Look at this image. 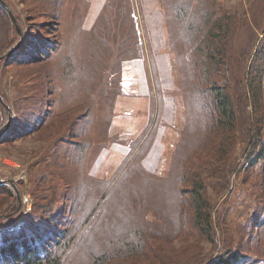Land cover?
I'll use <instances>...</instances> for the list:
<instances>
[{
	"label": "trees",
	"instance_id": "obj_1",
	"mask_svg": "<svg viewBox=\"0 0 264 264\" xmlns=\"http://www.w3.org/2000/svg\"><path fill=\"white\" fill-rule=\"evenodd\" d=\"M37 4L55 20L53 31L59 33L56 28L64 24L68 0ZM165 4L166 19L178 27L176 35L169 31V38L177 53L186 115L171 171L166 177H151L143 164L158 134L157 116L153 128L131 142L109 178L93 174L92 168L102 151L118 140L110 129L121 94L122 62L141 55L133 1L106 0L90 29L82 23L86 11L73 22L77 26L66 35L62 49L63 36L55 44L19 15L18 26L0 4V56L8 53L0 65L11 60L28 66L42 57L52 66L42 73L44 85L34 95L38 100L20 93L18 119L10 124L12 105L0 88V145L44 128L48 136L41 139L48 145L36 165L42 170L38 180L46 184L44 192H51L37 195L20 224L17 205L11 204L13 187L0 184V264H129L132 258H155L157 239L171 245L177 238L171 234L181 233L211 243V256L194 264H264V0H248L250 15L245 5L229 9L223 0ZM28 11L27 18L34 16L33 7ZM99 31L109 32L105 38L118 43L114 50L108 48L114 64L112 81L105 86L96 76L108 55L93 37ZM57 87L62 88L58 96ZM155 107L154 101L153 111ZM61 118L68 121L56 122ZM256 167L261 171L253 211L245 222L235 223L240 227L234 245L229 208L219 214L221 223L217 221L209 187L221 196L234 172ZM221 229L229 231L230 246H225V234H217ZM176 253L171 250L169 255Z\"/></svg>",
	"mask_w": 264,
	"mask_h": 264
},
{
	"label": "rangeland",
	"instance_id": "obj_2",
	"mask_svg": "<svg viewBox=\"0 0 264 264\" xmlns=\"http://www.w3.org/2000/svg\"><path fill=\"white\" fill-rule=\"evenodd\" d=\"M5 1L9 4L16 18L17 15H19L23 21L28 19L32 24L37 25L40 32H42L41 36L53 40L55 44H58L60 42V36H63L62 43L59 47V49H62L66 47V35L68 33L72 34L74 31L73 29L77 26V24H73V22L78 19L79 16L84 15L87 11L86 17L83 19L84 22L82 23L85 28L90 29L94 24V20L96 21L95 18H97V15L93 17L95 13L93 10H97L96 7L98 6V3L104 5L106 0H68L67 15L64 24L59 28H56L59 33L53 31V28H55V20L46 13L48 12L46 9H43L40 7L41 5H38L39 2L37 4V0ZM132 1L133 10L131 15L134 24H136L138 46L141 55L138 58H128L122 62L121 94L116 100L113 120L117 125L119 123L120 128L118 130L117 126L112 129L113 136H117L118 139L120 138V140L126 141H124L125 143H113V141V144L107 146L94 164L92 173L109 178L125 159L133 145V143L131 145L129 143L132 140H136L135 136H137L139 128L144 126L145 123L147 124L150 97L152 100V94L151 96L149 95V89L152 87L154 88L153 95L157 100V107L159 110V125H162V127L158 134L156 133L157 137L154 143L147 148L149 151L143 160V164L146 168V173L151 177H166L170 174L171 158L174 154L173 151L175 150V145L178 139H180L181 131L186 122L184 96L180 87V73L177 71L176 66L177 53L170 43L169 38V31H173L176 35L178 27L174 20L166 19V14H168L167 6L165 4L166 0ZM156 2H158V5L154 8ZM241 4L245 5V9L250 15L248 0H223V5H227L229 9H236L241 6ZM175 5L176 3L173 2L172 8ZM30 7L34 8L35 13L34 16L27 18V14H30L28 11V8ZM73 7L76 8V13L74 16L69 17ZM221 7L222 6H220V8ZM101 9L102 8L100 7L99 10L101 11ZM99 10H97V14L100 13ZM158 12L160 14L159 19ZM18 26H20L19 22ZM166 27H168V29ZM108 33L109 32L103 33L102 31H99L96 35L93 34V37H96L97 41L101 42V45L108 53L107 57L100 64L102 67L101 70L98 69L96 73L97 81H101L104 86L106 85V81L107 83L112 81L110 67L114 64V59L111 58L112 55L109 56L108 48L114 50L118 45L117 42H112L105 38L104 34ZM25 40V37L20 39L21 42H24ZM40 59L41 60L38 62H33L32 64L29 63L28 66H24L21 63L11 60L3 62L0 65V88L12 105L11 122L18 119L15 114L17 113V110H19L18 101L20 100L18 97L20 96V93L35 98L34 95L39 93L40 87L44 85L42 73L46 68L49 69L52 66H48L44 58L40 57ZM55 59L56 54L53 57V60ZM148 85L150 87H148ZM57 88L56 95L58 96L59 89L62 90V88ZM139 92L140 94L137 95L136 93ZM44 93L45 92H41L40 95H43ZM48 96L50 95L47 94L45 98ZM92 97H94L93 93ZM38 99L39 98H35V100ZM136 101L139 102L136 103ZM57 102H59V100ZM110 103L111 101L106 102L104 107ZM105 109H108V107ZM249 109H251V107H249ZM79 114L80 113L76 115ZM160 114H162L161 117ZM118 117L122 119L120 122L117 121ZM66 121H68V119L61 118L59 120L57 119L56 122L62 123ZM152 128L153 127L150 126V130ZM126 133H130L129 136ZM47 134L48 133H46V130L43 128L40 132L29 136L27 139L10 143L7 142L0 145V180L12 178L18 189L22 192L23 202L21 210L16 211L17 208L15 209V213L18 212L20 214L19 219H22L18 221L20 224H22L23 220L26 218V213L34 207L38 194L44 195L46 193L51 196L50 191L44 192V185L46 184H42L38 180L39 173L42 172V170L38 169L39 167L36 165L39 158L44 153L46 145H48V143L44 145V141L41 139L47 137ZM244 159L245 153L239 160V166L244 162ZM259 170L261 171V168L256 167V169L244 171L242 173H239L238 171L234 172L229 190L223 192L221 196H219L220 192L209 187L208 194L209 197H212V202L215 204L214 211L217 221H220L221 223L219 214L224 215L229 208L228 221L234 225L233 232L231 230L234 238L232 243L234 245L237 243L235 237L238 235L237 229L240 227L236 226L235 223L240 221L242 223L245 222L248 215L253 211V209L251 210V205L254 203L256 193L258 192V187L257 185L255 186V182L257 183L258 181L259 177L257 178V175ZM135 173L137 172L132 171L131 175ZM261 182H263V180H259L258 183L260 184ZM47 186H49V183H47ZM13 189L15 197L12 198L11 204L17 205L18 207L17 191L14 187ZM25 198H27L26 202ZM226 200L227 202L224 205ZM38 203L40 202L37 201V204ZM25 205L27 206L24 208ZM29 206L30 209H28ZM36 209L37 211L40 210L38 208ZM126 213L127 212H124L122 214L126 215ZM263 217L264 213L262 218ZM259 219L260 218H257V221ZM217 234H225L227 238L225 246H230L229 231H223L221 229ZM171 235L172 237H177L175 240L170 241L171 243L173 242L171 245L167 244V239H157L158 242H155L157 245V255L155 258H132L128 260V263L194 264L203 260L207 256H211L213 252L211 243L206 242L205 239L201 240L196 238L194 234L181 233ZM183 238H189V241H184ZM219 249H221V245H219L218 250ZM171 250L173 254L176 253L174 251L180 252L175 255H169Z\"/></svg>",
	"mask_w": 264,
	"mask_h": 264
},
{
	"label": "crops",
	"instance_id": "obj_3",
	"mask_svg": "<svg viewBox=\"0 0 264 264\" xmlns=\"http://www.w3.org/2000/svg\"><path fill=\"white\" fill-rule=\"evenodd\" d=\"M158 5V2H156V5H154V8H156V6ZM102 4H99L98 3V6L96 7V9L97 10H99L100 9V7L102 8ZM97 10H93V12L95 11V13H94V15H93V17H95L96 15L98 16V14H97ZM100 11V10H99ZM99 13V12H98ZM159 12H158V19H159ZM96 16V17H97ZM96 19V18H95ZM94 22H95V20H94ZM162 26H163V24H162ZM163 31H164V29H163ZM149 80V79H148ZM148 87H150L149 85H148ZM153 89L154 88H152V87H150V93H149V95L151 96V94H152V100H151V97H150V106H149V112H148V121H147V124L145 123L144 124V126H142L141 128H139V132L137 133V136H135V138L137 139L138 137H140L143 133H145V131L150 127V125H151V123H152V118H153V124H154V122L156 121V118H157V116L159 115L158 114V107H157V100H156V98L154 97V95H153ZM141 93H142V91H141ZM137 95H139L140 94V92L139 93H136ZM136 95V96H137ZM129 96H131V95H129ZM154 101H155V104H156V107H155V111H153V105H154ZM139 101H136V103H138ZM162 116V115H161ZM138 119V118H137ZM122 119H120V117H118V122H120ZM136 122V121H135ZM152 124V125H153ZM118 126V127H117ZM113 127H117L118 128V130H119V128H120V126H119V123H118V125H117V123L116 122H113L112 123V128L110 129V135H112L113 134V132H112V129H113ZM161 127H162V125H159V128H158V132L161 130ZM138 128V127H137ZM136 133V132H135ZM128 136H129V134L130 133H126ZM120 135V134H119ZM121 136V135H120ZM124 141H126V140H120V138L118 139V140H116V141H114L113 143H116V142H122V143H125ZM133 141V140H132ZM131 141V142H132ZM131 142L129 143V144H131ZM112 143V144H113ZM112 146V145H111ZM131 149V148H130Z\"/></svg>",
	"mask_w": 264,
	"mask_h": 264
},
{
	"label": "water",
	"instance_id": "obj_4",
	"mask_svg": "<svg viewBox=\"0 0 264 264\" xmlns=\"http://www.w3.org/2000/svg\"><path fill=\"white\" fill-rule=\"evenodd\" d=\"M0 4L4 7V9H6L8 11V13L11 15L12 19L14 20V22L18 25V20L16 18V16L14 15L12 9L10 8L9 4L5 1V0H0ZM8 53L1 55L0 56V62L5 58V56H7ZM0 100L3 101V96L0 94ZM11 122V121H10ZM9 122V124H10ZM10 183L17 191V196H18V207L16 211L21 210L22 207V202H23V198H22V192L18 189L16 183L14 182V180L12 178L9 179H4V180H0V183Z\"/></svg>",
	"mask_w": 264,
	"mask_h": 264
},
{
	"label": "built area",
	"instance_id": "obj_5",
	"mask_svg": "<svg viewBox=\"0 0 264 264\" xmlns=\"http://www.w3.org/2000/svg\"><path fill=\"white\" fill-rule=\"evenodd\" d=\"M27 198H25V202H26ZM27 205L24 206V208L26 207ZM28 209H30V206L28 207Z\"/></svg>",
	"mask_w": 264,
	"mask_h": 264
}]
</instances>
